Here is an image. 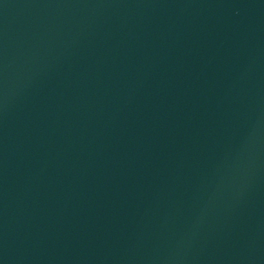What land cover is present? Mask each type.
<instances>
[{
  "label": "water",
  "instance_id": "obj_1",
  "mask_svg": "<svg viewBox=\"0 0 264 264\" xmlns=\"http://www.w3.org/2000/svg\"><path fill=\"white\" fill-rule=\"evenodd\" d=\"M0 264H264V0H0Z\"/></svg>",
  "mask_w": 264,
  "mask_h": 264
}]
</instances>
